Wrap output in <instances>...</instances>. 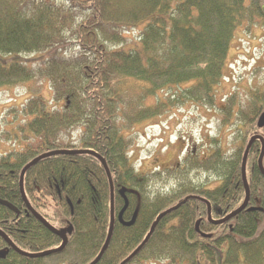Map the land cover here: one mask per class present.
Returning <instances> with one entry per match:
<instances>
[{"label": "trees", "instance_id": "1", "mask_svg": "<svg viewBox=\"0 0 264 264\" xmlns=\"http://www.w3.org/2000/svg\"><path fill=\"white\" fill-rule=\"evenodd\" d=\"M253 25L264 28V0H0V91L22 87L27 94L22 105H9L0 130V142L14 144L0 156V199L20 211L17 216L0 204V229L26 252L57 247L60 238L26 209L20 173L45 152L91 149L104 158L114 193L112 238L96 264H119L156 216L178 202L126 264H216L218 257L221 264H264L260 141L246 167L253 210L235 216L230 230L229 223L208 222L207 205L197 199L210 202L214 218L239 206L244 148L251 135L264 138L256 126L264 89L242 87L216 105L234 32ZM44 85L53 104L41 94ZM185 103L217 107L223 126L237 124L232 150L213 140L206 156L189 151L161 174L136 172L128 157L134 126ZM202 174L221 182L210 187ZM23 188L47 222L72 231L60 253L28 257L9 249L0 264L94 260L110 223V184L101 162L87 153L50 155L26 170ZM120 213L133 222L124 225ZM197 220L210 238L195 231ZM5 246L0 237V249Z\"/></svg>", "mask_w": 264, "mask_h": 264}, {"label": "rangeland", "instance_id": "2", "mask_svg": "<svg viewBox=\"0 0 264 264\" xmlns=\"http://www.w3.org/2000/svg\"><path fill=\"white\" fill-rule=\"evenodd\" d=\"M255 30H260L261 33L259 32L256 34L254 31L250 30L248 31L249 33L244 34L245 40H241V43L245 42L249 47L257 46L260 51L264 50L262 28H256ZM236 40H238L237 37H235L234 41ZM234 48L233 57L238 53L236 45ZM261 61L262 59L257 63L258 66ZM258 66L253 73V69L251 70V74L247 72L240 73L241 75L238 77L236 84L231 81L224 83L223 93L229 91L233 86L235 87L234 90L238 92L242 87L254 88L262 86V88H264V63L263 66H261L263 69ZM250 78L251 83L249 84ZM221 87L222 84L219 85L217 89ZM13 91L14 89H4L0 92V108L3 107L1 105L8 102L9 98H23L24 88L17 87L15 91ZM41 94L46 100L50 99L51 93L47 85L41 88ZM217 95L219 99V92ZM219 102L220 101H218V105ZM206 110L208 109H196L194 105L185 103L181 107H176L170 112L164 113V115L156 121L152 118L142 124L135 125L136 132L133 133V136H130L132 140L129 148L132 150L131 160L134 162L136 169L140 172H146L159 165L174 164L178 149L186 148V145H188V148H201L202 154L210 153L212 150V148H209L211 144L210 137H214L216 133L220 136L224 131L221 128L218 131L217 111L212 110V112H207ZM206 124H208V127H205ZM236 127L237 124L232 126L233 129H236ZM225 135L227 138L226 132ZM229 140H232V138L230 137ZM1 147L3 148H0V152H4L10 149L12 144L2 141ZM164 147L169 149V153L166 154L165 157L162 155L164 154L162 153V148ZM137 159L138 161H136ZM158 184L159 183H157V186ZM30 206L32 207V204H30Z\"/></svg>", "mask_w": 264, "mask_h": 264}, {"label": "water", "instance_id": "3", "mask_svg": "<svg viewBox=\"0 0 264 264\" xmlns=\"http://www.w3.org/2000/svg\"><path fill=\"white\" fill-rule=\"evenodd\" d=\"M264 126V113H262L258 119V127H263ZM256 139H260L261 140V143H262V146H261V152L259 154V157H258V168L260 170V172L262 173V175L264 176V168H263V165H262V158H263V155H264V140L261 136L259 135H255V136H252L246 146V149L244 151V154H243V158H242V165H241V173H242V181H243V186H244V190H245V198L242 202V204L236 208L234 211L230 212L228 215H226L224 218L222 219H219V220H212L211 219V214H210V205L208 204V219L214 223V224H221L223 222H226L228 221L229 219H231L232 217L236 216L240 211H242L243 209L246 208L247 204H248V200H249V186H248V183H247V180H246V174H245V164H246V159H247V155H248V151L252 145V143L256 140ZM78 153H90V154H93L95 155L94 153L90 152V151H86V150H64V151H51V152H48V153H45V154H42L36 158H34L31 162H29L21 171L20 173V179H19V188H20V193H21V196H22V199L27 207V209L45 226L47 227L51 232H53L54 234L58 235L61 239V244L59 247L57 248H54V249H50V250H46V251H42V252H39V253H26L22 250H20L18 247H16L11 241L10 239L3 233L2 230H0V236L3 237V239L6 241V243L12 247L16 252L22 254V255H25V256H29V257H44L46 255H50V254H54V253H58L60 252L66 245L67 243V232H70L71 231V227H69L67 230L65 229H56L54 228L53 226H51L41 215H39L29 204L26 196H25V193H24V188H23V176H24V173L26 172V170L31 167L32 165H34L36 162H38L39 160H41L42 158L44 157H47V156H50V155H55V154H78ZM101 162V164L103 165L105 171H106V174L108 176V179H109V183H110V190H111V200H110V206H111V211H110V225H109V230H108V234H107V237H106V240L100 250V252L98 253V255L96 256V258L90 262L89 264H96L102 257V255L104 254L105 250L107 249L108 245H109V242H110V239H111V236H112V233H113V226H114V214H113V187H112V180H111V177H110V173H109V170L107 168V165H106V162L104 161L103 158H101L100 156L98 155H95ZM0 204L8 207V209H11L12 211L14 212H17L18 213V210L11 204L9 203L8 201H5V200H2L0 199ZM180 203L177 204L176 206L160 213L155 221L152 223L151 225V228L148 232V234L146 235V237L144 238V240L141 242V244L124 260L122 261L120 264H125L127 263L143 246L144 244L147 242V240L149 239V237L151 236L156 224L158 223V221L164 216L166 215L167 213H169L170 211L176 209L177 207H179ZM198 223L199 221L196 222V230H198L197 226H198ZM129 224V223H127ZM7 250H1L0 251V257H3L5 256Z\"/></svg>", "mask_w": 264, "mask_h": 264}]
</instances>
